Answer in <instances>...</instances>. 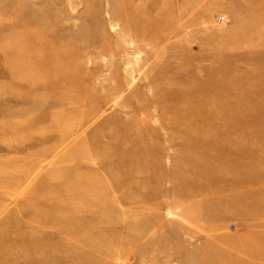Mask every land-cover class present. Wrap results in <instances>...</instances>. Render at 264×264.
<instances>
[{"label":"rangeland","instance_id":"1","mask_svg":"<svg viewBox=\"0 0 264 264\" xmlns=\"http://www.w3.org/2000/svg\"><path fill=\"white\" fill-rule=\"evenodd\" d=\"M0 264H264V0H0Z\"/></svg>","mask_w":264,"mask_h":264}]
</instances>
